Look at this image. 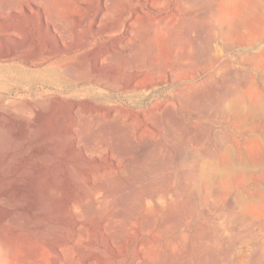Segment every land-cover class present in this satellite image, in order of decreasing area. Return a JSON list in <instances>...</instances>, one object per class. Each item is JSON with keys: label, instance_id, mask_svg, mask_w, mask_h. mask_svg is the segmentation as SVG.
<instances>
[{"label": "rangeland", "instance_id": "obj_1", "mask_svg": "<svg viewBox=\"0 0 264 264\" xmlns=\"http://www.w3.org/2000/svg\"><path fill=\"white\" fill-rule=\"evenodd\" d=\"M23 1L62 59H0V264H264V0Z\"/></svg>", "mask_w": 264, "mask_h": 264}, {"label": "bare ground", "instance_id": "obj_2", "mask_svg": "<svg viewBox=\"0 0 264 264\" xmlns=\"http://www.w3.org/2000/svg\"><path fill=\"white\" fill-rule=\"evenodd\" d=\"M29 1L30 0H24L23 2L28 6ZM32 1L36 2L38 0H32ZM14 7L18 10H21L23 8L21 4L15 5ZM1 15L2 14L0 12V16ZM37 17H39L40 19L39 25H40V35L43 39L42 42L43 54L41 59L33 63V66L40 67L50 62L52 59L53 60L56 59L57 60L56 63H59L61 61L62 45L60 40L62 39V26L61 23L46 10L37 13L32 10V16L30 17H28L27 15L26 16L23 15L22 17L13 18L11 21L7 22L6 24H0V59L3 58V60L6 62H11L17 59L22 61L23 54L25 53L24 49H26L27 47L30 48L31 46H34L36 44V39L34 37V30H33V22L36 20ZM29 20H31L32 22L27 23ZM5 47H7L6 50ZM54 64L55 63H53V65ZM208 166H210V164ZM210 167L209 169L204 170L205 173L203 174H205L204 175L205 178L207 177L206 179H211V177L216 176L217 174L218 175L221 174L220 173L221 170L218 169L219 166L218 167L216 166V168L215 166H213L214 168L213 167L210 168ZM243 167L241 166V169ZM217 169L220 172H217ZM242 172L243 171H241V173Z\"/></svg>", "mask_w": 264, "mask_h": 264}]
</instances>
